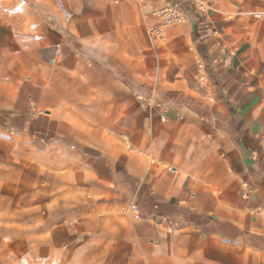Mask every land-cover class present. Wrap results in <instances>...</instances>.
Instances as JSON below:
<instances>
[{"label":"crops","instance_id":"1","mask_svg":"<svg viewBox=\"0 0 264 264\" xmlns=\"http://www.w3.org/2000/svg\"><path fill=\"white\" fill-rule=\"evenodd\" d=\"M176 1L161 65L138 0H0V131L35 138L22 175L51 184L72 242L117 233L66 261L264 264V0Z\"/></svg>","mask_w":264,"mask_h":264},{"label":"rangeland","instance_id":"2","mask_svg":"<svg viewBox=\"0 0 264 264\" xmlns=\"http://www.w3.org/2000/svg\"><path fill=\"white\" fill-rule=\"evenodd\" d=\"M138 3L144 13L145 10L149 13L150 17L147 18L145 24L148 22L151 24L158 23V19L152 15V12L167 5L152 0H138ZM126 27L128 29L130 26L126 25ZM143 27H145L146 31V26ZM163 42L164 40H160V43ZM160 43L155 45L156 51H154L160 60V64L163 65V62H165L163 55L165 54H163V48ZM200 76L199 74L198 77ZM206 81L207 76H205L203 82L206 83ZM71 122L86 126V124L81 123V120ZM4 124V126L7 125L5 122ZM97 125V128L103 127L102 130L99 129L102 133L106 135L109 133V136H118V134L108 131L107 126L103 124ZM8 126L12 128L8 132L0 131V264H75L71 263L70 259L69 261L65 260L67 248H64V246L69 243H78L79 240H73V242L71 239L69 240L70 231L67 229L68 226L66 224L59 225L65 221V217L59 215V211L58 213L55 212L54 191L53 189L51 191L46 190L51 184L46 182L42 173L36 180L27 181L22 175L23 163L14 158L15 154H17L14 150L20 148L17 145L20 144L19 142L28 141L32 144V140L35 138L25 135V138H20L21 134L18 133L17 129L9 124ZM88 127H91V125ZM117 136H113V138L117 139ZM121 139L125 143V156L134 157L137 155V150L135 148L131 149L129 140L125 137H121ZM40 168L41 172L47 169L44 166ZM135 212L136 207L133 201L127 206L119 208L118 215L116 213L111 215L109 220L110 222H113V220L118 221L119 216L120 219H126L128 224L130 218H134ZM45 222L48 224L47 229H45ZM111 229L112 224L110 231H106L107 233L97 230L82 232V236L87 235L89 238L87 239L88 241L83 239L79 242H82L81 244L92 242L91 244L94 246L92 250L97 249L102 254L104 252L102 247L103 241L105 242L104 236L117 234ZM129 235L128 231H126L125 238L129 239ZM62 254L64 257L61 256Z\"/></svg>","mask_w":264,"mask_h":264},{"label":"built area","instance_id":"3","mask_svg":"<svg viewBox=\"0 0 264 264\" xmlns=\"http://www.w3.org/2000/svg\"><path fill=\"white\" fill-rule=\"evenodd\" d=\"M152 15L158 19V23L151 24L148 22L145 26L153 46L165 38L166 31L169 27L183 24L187 20L185 11L180 6L179 1L176 0L171 1L163 8L154 10ZM204 77V73H202V76L199 78L201 82L204 80ZM147 106L152 107L149 102Z\"/></svg>","mask_w":264,"mask_h":264}]
</instances>
